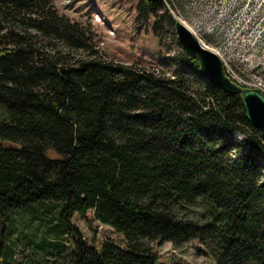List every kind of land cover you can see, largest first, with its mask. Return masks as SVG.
Listing matches in <instances>:
<instances>
[{
  "label": "trees",
  "instance_id": "trees-1",
  "mask_svg": "<svg viewBox=\"0 0 264 264\" xmlns=\"http://www.w3.org/2000/svg\"><path fill=\"white\" fill-rule=\"evenodd\" d=\"M176 8L136 5L156 35L163 22L174 29ZM71 49L96 53L52 0H0V263H12L25 211L27 227L44 221L28 237L52 264H191L158 262L143 238L197 240L215 264H264V131L241 95L180 48L162 60L168 73ZM87 212L125 245L90 243L72 223Z\"/></svg>",
  "mask_w": 264,
  "mask_h": 264
},
{
  "label": "rangeland",
  "instance_id": "rangeland-1",
  "mask_svg": "<svg viewBox=\"0 0 264 264\" xmlns=\"http://www.w3.org/2000/svg\"><path fill=\"white\" fill-rule=\"evenodd\" d=\"M52 1L59 14L83 25L91 36L96 53L71 49L68 54L73 59L99 57L145 68L159 67L168 73L171 66L162 60L182 49L175 30L168 28L165 22L156 35L153 31L155 18H139L136 10L139 0ZM179 4L181 9L172 10L174 20L181 21L197 39L220 56L226 74H234L264 93V0H179ZM36 38L46 45L42 37ZM235 137L244 140L240 134L236 133ZM191 207L199 208L197 205ZM23 212L15 214L17 228L11 236L13 254L8 260L11 264H52L53 257L42 256L39 249L32 247L28 237L31 230L36 231V236L44 234V221H30L27 227L29 218L26 220L27 213ZM72 223L90 243L99 245L102 239L110 238L125 245L121 233L93 219L91 212L85 216L75 214ZM142 244L151 248L158 262L215 264L208 250L197 240L174 246L170 241L143 238Z\"/></svg>",
  "mask_w": 264,
  "mask_h": 264
},
{
  "label": "water",
  "instance_id": "water-1",
  "mask_svg": "<svg viewBox=\"0 0 264 264\" xmlns=\"http://www.w3.org/2000/svg\"><path fill=\"white\" fill-rule=\"evenodd\" d=\"M174 30L184 53L198 59L201 75L225 92L240 94L246 118L264 131V93L262 90L256 87H242L231 81L225 74L218 55L204 46L181 21H175Z\"/></svg>",
  "mask_w": 264,
  "mask_h": 264
},
{
  "label": "built area",
  "instance_id": "built-area-1",
  "mask_svg": "<svg viewBox=\"0 0 264 264\" xmlns=\"http://www.w3.org/2000/svg\"><path fill=\"white\" fill-rule=\"evenodd\" d=\"M225 74H226V72H225ZM226 75L230 78L231 81H233L234 83H236L239 86L249 87V88L252 87V83L242 82L241 80L237 79V77H235L234 74H226Z\"/></svg>",
  "mask_w": 264,
  "mask_h": 264
},
{
  "label": "bare ground",
  "instance_id": "bare-ground-1",
  "mask_svg": "<svg viewBox=\"0 0 264 264\" xmlns=\"http://www.w3.org/2000/svg\"><path fill=\"white\" fill-rule=\"evenodd\" d=\"M201 42V41H200ZM202 43V42H201ZM203 44V43H202ZM204 46H206L205 44H203ZM206 47H208V46H206ZM209 48V47H208ZM210 49V48H209ZM210 50H212V49H210ZM213 51V50H212ZM216 53V52H215ZM217 54V53H216ZM220 57V56H219ZM220 60L222 61V64H223V68H224V72H226L227 70H225V66H224V63H223V60L220 58Z\"/></svg>",
  "mask_w": 264,
  "mask_h": 264
}]
</instances>
